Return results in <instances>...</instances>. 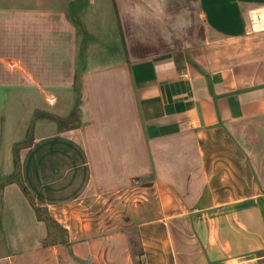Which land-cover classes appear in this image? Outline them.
<instances>
[{"label":"crops","instance_id":"1","mask_svg":"<svg viewBox=\"0 0 264 264\" xmlns=\"http://www.w3.org/2000/svg\"><path fill=\"white\" fill-rule=\"evenodd\" d=\"M0 65V264H264V0H0Z\"/></svg>","mask_w":264,"mask_h":264},{"label":"rangeland","instance_id":"2","mask_svg":"<svg viewBox=\"0 0 264 264\" xmlns=\"http://www.w3.org/2000/svg\"><path fill=\"white\" fill-rule=\"evenodd\" d=\"M105 11H106V15H108V20H107V22H105V23H103V24H101V26L103 25V27L107 30V34H109V31L111 32L112 30H114L115 29V24H114V17H115V11H114V9H113V7H112V4H111V2H109V3H107V7H106V9H105ZM80 29L81 30H85L84 29V26L82 25V24H80ZM93 34H91V36H92ZM103 41H105V40H102L101 39V43L103 42ZM110 41H115V40H113V39H108V40H106V42L108 43V42H110ZM98 40H95L94 38H91L90 39V41H88V45H96V47H94L93 48V50L94 51H99V47H98ZM101 47H103L102 45H101ZM7 49H9V48H7ZM112 55V54H111ZM1 66V65H0ZM1 71V73L3 72L2 70H0ZM76 89H77V93H78V97H80V102H81V96H82V88H81V85H80V83L76 86ZM9 94H10V90H8V88H6V89H3V88H0V110L2 109V107H4V106H6L5 108H6V110H9V108L11 109L12 107H11V103H9L8 102V96H9ZM28 104H30V103H28ZM5 108H3V112L5 113ZM78 109H81L80 108V106H78ZM77 109V110H78ZM79 111V110H78ZM4 113H2L0 116H3L4 115ZM77 114V113H76ZM70 121H72V125H76L78 122H80L79 120H78V116L76 115L75 117H74V119H71ZM32 134V133H31ZM31 134H30V136H31ZM16 179V178H15ZM50 227L52 228V234H53V237L55 238V239H63V237H64V232L62 231V230H59V229H55V226H53L52 224L50 225Z\"/></svg>","mask_w":264,"mask_h":264},{"label":"trees","instance_id":"3","mask_svg":"<svg viewBox=\"0 0 264 264\" xmlns=\"http://www.w3.org/2000/svg\"><path fill=\"white\" fill-rule=\"evenodd\" d=\"M58 122H59V124H60V126L61 127H63L64 125H65V120H63V119H58ZM32 139V137L30 136V138H28V140L26 141V142H23V143H19V144H17L16 146H15V156H16V177L17 176H20V174H21V171H20V162H19V151H20V149L22 148V147H25V146H27V145H29V143H30V140ZM2 184H0V196H1V191H2ZM23 190H24V192L29 196V192H28V190H27V188L26 187H24L23 186ZM38 211V216L40 217V218H42L43 217V213H42V211L44 212V213H46L45 215V219H46V221L48 222V225H54V224H56V222H55V220L49 215V213L44 209V210H42V209H38L37 210ZM62 230V229H61Z\"/></svg>","mask_w":264,"mask_h":264}]
</instances>
